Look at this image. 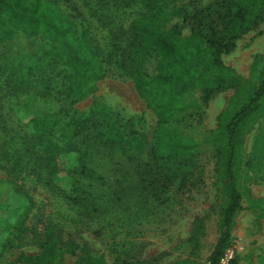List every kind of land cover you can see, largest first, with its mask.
I'll list each match as a JSON object with an SVG mask.
<instances>
[{
	"label": "rangeland",
	"instance_id": "rangeland-1",
	"mask_svg": "<svg viewBox=\"0 0 264 264\" xmlns=\"http://www.w3.org/2000/svg\"><path fill=\"white\" fill-rule=\"evenodd\" d=\"M55 1L67 13L77 15L97 41L106 75L95 83L88 96L75 99L67 93L68 71L50 57L49 42L19 33L0 44V264H22L21 255L39 253L41 236L26 237L20 234V227L41 230L45 225L59 229L66 263L91 254L106 264H171L182 260L205 264L223 231L221 218L229 201L225 185V125L247 101L258 81L252 64L264 54V22L237 40L231 52L222 55L223 62L245 79L242 86L221 91L207 104H203L200 90L192 91L185 97L189 108L162 126L137 91L132 75L135 72L120 66L119 51L115 50L117 43L126 44L131 21L151 13L144 1ZM214 1L165 3L160 14L163 28L190 34L191 23L184 22L183 15L175 9H200ZM157 64L154 53L139 54L137 67L150 77L157 74ZM16 79L18 88L13 89ZM97 103L109 105L123 129L137 133L145 151L154 144L159 130L166 142L174 134L186 139L194 149L190 177L193 186L175 184L161 199L137 191L118 201L114 181L123 177L127 169H117L113 162L123 160L100 161L96 170L105 177L100 180L80 177L66 158L63 167L81 178L92 194H99L96 205L89 206L86 215L84 208L73 204L58 188L20 173V158L28 157L26 138L35 135L39 118H46L61 135V143H65L72 118L89 116ZM173 129L179 132L172 133ZM234 159L243 208L235 217L231 251H226L225 256L230 259L228 264H264V213L249 206L253 199H264V104L256 116L240 127ZM194 234L197 237L192 242Z\"/></svg>",
	"mask_w": 264,
	"mask_h": 264
},
{
	"label": "trees",
	"instance_id": "trees-1",
	"mask_svg": "<svg viewBox=\"0 0 264 264\" xmlns=\"http://www.w3.org/2000/svg\"><path fill=\"white\" fill-rule=\"evenodd\" d=\"M143 1L151 13H143L131 21L125 35L126 44L121 46L117 43L115 50L119 51L120 66L135 72L132 75L136 89L156 113L162 126L189 108L185 99L188 93L200 90L202 102L207 104L221 91L242 86L245 79L223 62L222 55L231 52L237 40L264 22V0H215L200 9L194 6L176 8L174 12L183 15L184 22L192 25L188 35H182L177 28H163L160 17L163 5L174 0ZM125 2L131 4L132 0ZM19 33L49 42L50 57L62 63L68 71L66 88L70 97L82 99L88 96L95 83L106 75L97 41L90 36L88 28L77 19V15L67 13L55 0H0V44L14 39ZM144 52L154 53L158 58L157 74L154 76L150 77L137 67L139 54ZM252 73L258 78L254 89L225 125V185L229 201L221 218L223 231L205 264H220L226 249L232 246L235 217L243 208L242 194L233 169L234 156L240 127L256 116L264 104V54L254 60ZM13 85V89L18 88L17 79ZM222 119L223 114L220 115ZM36 124L33 139L32 136L26 138L28 157L20 158V173H28L37 182L58 188L73 204L84 208L86 215H89V206L96 205L99 194H92L93 190L90 191L81 178L63 167L66 158L80 177H98L100 180L105 179L96 170L101 165L100 161L106 158L123 160L113 162L117 169L121 166L127 169L123 177L114 181L118 201L137 191L161 199L175 184L183 186L191 183L193 186L190 177L193 175L194 149L186 139H179L176 128L172 133L177 136L174 137V134L167 142L159 130L154 144L145 151L137 133L125 131L118 116L105 103H97L89 116L73 117L63 144L61 135L46 118H39ZM249 206L264 213V199H253ZM42 228L20 227V234L26 237L37 239L41 236L40 252L21 255L22 264H106L102 258L91 254L66 263L59 229L55 225ZM195 235L191 237L192 242L197 237ZM22 243L23 240L20 245ZM171 264L192 262L182 260Z\"/></svg>",
	"mask_w": 264,
	"mask_h": 264
},
{
	"label": "built area",
	"instance_id": "built-area-1",
	"mask_svg": "<svg viewBox=\"0 0 264 264\" xmlns=\"http://www.w3.org/2000/svg\"><path fill=\"white\" fill-rule=\"evenodd\" d=\"M232 247V246H231ZM231 247H229L228 249H226V251L227 252H230L231 251ZM226 251H225V253H226ZM224 253V256H223V258L221 259V262H220V264H228L229 263V261H230V259H228V258H226V254Z\"/></svg>",
	"mask_w": 264,
	"mask_h": 264
}]
</instances>
